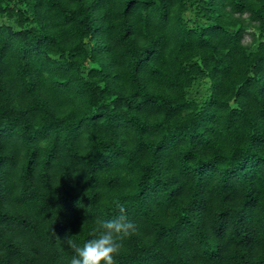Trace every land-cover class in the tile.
Segmentation results:
<instances>
[{"label": "trees", "instance_id": "1", "mask_svg": "<svg viewBox=\"0 0 264 264\" xmlns=\"http://www.w3.org/2000/svg\"><path fill=\"white\" fill-rule=\"evenodd\" d=\"M118 203L116 264H264V0H0V264Z\"/></svg>", "mask_w": 264, "mask_h": 264}, {"label": "clouds", "instance_id": "2", "mask_svg": "<svg viewBox=\"0 0 264 264\" xmlns=\"http://www.w3.org/2000/svg\"><path fill=\"white\" fill-rule=\"evenodd\" d=\"M119 215L112 219L96 220L93 228V238L88 239L82 246L70 237L65 244L74 250L70 264H116L115 257L119 255L123 242L137 230L136 224L128 219L126 208L116 205Z\"/></svg>", "mask_w": 264, "mask_h": 264}, {"label": "rangeland", "instance_id": "3", "mask_svg": "<svg viewBox=\"0 0 264 264\" xmlns=\"http://www.w3.org/2000/svg\"><path fill=\"white\" fill-rule=\"evenodd\" d=\"M245 39L248 41L250 39V35H246Z\"/></svg>", "mask_w": 264, "mask_h": 264}]
</instances>
